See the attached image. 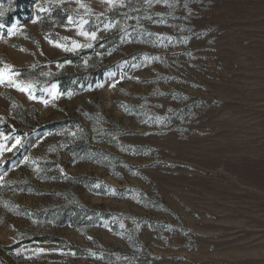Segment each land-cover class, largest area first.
I'll use <instances>...</instances> for the list:
<instances>
[{
  "label": "rangeland",
  "instance_id": "rangeland-1",
  "mask_svg": "<svg viewBox=\"0 0 264 264\" xmlns=\"http://www.w3.org/2000/svg\"><path fill=\"white\" fill-rule=\"evenodd\" d=\"M6 66L0 264H264V0H0Z\"/></svg>",
  "mask_w": 264,
  "mask_h": 264
},
{
  "label": "snow or ice",
  "instance_id": "snow-or-ice-1",
  "mask_svg": "<svg viewBox=\"0 0 264 264\" xmlns=\"http://www.w3.org/2000/svg\"><path fill=\"white\" fill-rule=\"evenodd\" d=\"M109 3L112 2V0H108ZM83 7V5H81ZM69 21L72 22V18L69 17ZM80 35H84V36H90L92 39H95L96 38V33L95 32H92V33H88V32H84V31H81ZM57 47H62V48H65V50H71V49H68L65 45L63 44H56ZM90 45H87V44H84V45H81L75 41H73V47L74 48H79V47H88ZM23 50V49H22ZM6 73H7V76H6ZM7 78L10 82H12V76H11V66H6L5 69H0V82H3L4 79ZM13 86H20L18 84H13ZM30 87V85L28 86ZM28 87H22L21 90L22 91H27L28 90ZM32 98H35V97H32ZM45 103L47 104L48 101H45ZM17 143H19V141H17Z\"/></svg>",
  "mask_w": 264,
  "mask_h": 264
}]
</instances>
